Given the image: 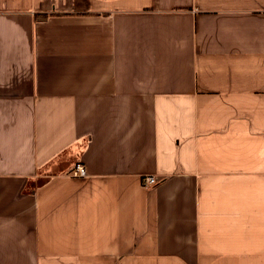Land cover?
<instances>
[{
  "label": "crops",
  "instance_id": "obj_1",
  "mask_svg": "<svg viewBox=\"0 0 264 264\" xmlns=\"http://www.w3.org/2000/svg\"><path fill=\"white\" fill-rule=\"evenodd\" d=\"M0 264H264V0H0Z\"/></svg>",
  "mask_w": 264,
  "mask_h": 264
},
{
  "label": "built area",
  "instance_id": "obj_2",
  "mask_svg": "<svg viewBox=\"0 0 264 264\" xmlns=\"http://www.w3.org/2000/svg\"><path fill=\"white\" fill-rule=\"evenodd\" d=\"M73 176L75 177H86L87 176V170L84 165L78 164L75 169L73 170ZM157 183L156 179L154 177H147L144 180V184L146 186H152Z\"/></svg>",
  "mask_w": 264,
  "mask_h": 264
}]
</instances>
